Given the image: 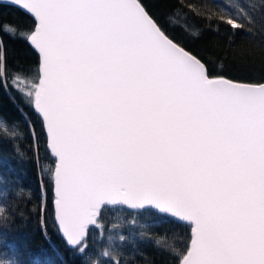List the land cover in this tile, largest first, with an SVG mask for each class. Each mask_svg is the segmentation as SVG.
Here are the masks:
<instances>
[{
  "label": "snow or ice",
  "instance_id": "snow-or-ice-1",
  "mask_svg": "<svg viewBox=\"0 0 264 264\" xmlns=\"http://www.w3.org/2000/svg\"><path fill=\"white\" fill-rule=\"evenodd\" d=\"M14 3L35 20L26 103L55 158L53 215L66 246L86 254L105 206L126 205L188 222L176 264H264V83L211 78L142 0ZM226 23L243 27L231 15ZM21 83L14 75L23 93ZM129 256L109 243L92 264Z\"/></svg>",
  "mask_w": 264,
  "mask_h": 264
},
{
  "label": "trees",
  "instance_id": "trees-1",
  "mask_svg": "<svg viewBox=\"0 0 264 264\" xmlns=\"http://www.w3.org/2000/svg\"><path fill=\"white\" fill-rule=\"evenodd\" d=\"M142 3L175 42L206 65L210 77L264 83V0ZM229 15L243 27L227 25ZM34 26L21 9L0 4V71L5 64L8 69V87L0 89V261L7 256L18 264H92L111 243L131 253L129 264H176L175 258L190 240L191 227L154 212L134 216L122 207H105L102 228H90L87 253L66 246L53 215L50 172L55 160L39 118L26 103L27 87L39 62L27 39ZM14 75L20 77L23 93L12 86ZM25 121L35 125L38 145ZM45 204L47 212L42 214L38 208ZM120 235L126 237L124 242Z\"/></svg>",
  "mask_w": 264,
  "mask_h": 264
},
{
  "label": "water",
  "instance_id": "water-1",
  "mask_svg": "<svg viewBox=\"0 0 264 264\" xmlns=\"http://www.w3.org/2000/svg\"><path fill=\"white\" fill-rule=\"evenodd\" d=\"M0 4H4V5H9V6H14V7H17V8H19V9H21L24 13H26L27 15H29L33 20H34V17L30 14V13H28L26 10H23L22 9V7L20 6V5H17V4H15L14 3V0H0ZM35 21V20H34ZM175 42V41H174ZM30 43V42H29ZM33 49H34V47L33 46H31ZM185 50H187V49H185ZM188 51V50H187ZM37 53V52H36ZM189 53L191 54V55H194V54H192L190 51H189ZM38 54V53H37ZM195 56V55H194ZM198 58V57H197ZM199 59V58H198ZM202 62V61H201ZM203 63V62H202ZM205 65V64H204ZM205 68H206V71H207V67H206V65H205ZM207 73H208V71H207ZM211 78H219V77H211ZM224 78V77H223ZM226 79H228V78H226ZM229 80H231V79H229ZM232 81H234V82H239V81H235V80H232ZM239 83H243V82H239ZM246 84H253V83H246ZM49 151H50V149H49ZM52 156V155H51ZM52 158L55 160V158L52 156ZM53 205H54V202H53ZM105 207H109V208H115V207H122V208H124V209H126V210H129V211H132V212H134V210H130V209H128L127 208V206L126 205H108V206H105ZM180 223H183V224H186V225H188V222H186V221H184V222H180ZM90 228H92L93 226H89ZM71 249V248H70Z\"/></svg>",
  "mask_w": 264,
  "mask_h": 264
}]
</instances>
